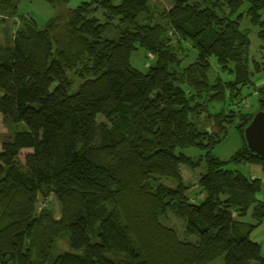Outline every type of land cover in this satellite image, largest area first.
Listing matches in <instances>:
<instances>
[{"label":"trees","instance_id":"1","mask_svg":"<svg viewBox=\"0 0 264 264\" xmlns=\"http://www.w3.org/2000/svg\"><path fill=\"white\" fill-rule=\"evenodd\" d=\"M18 1L0 0V24L18 21L0 49L10 132L0 144V264H264L249 239L264 218L262 182L230 168L254 164L264 177L242 138L252 113L239 109L242 89L264 79V0H172L161 12L151 0H89L43 28L17 17ZM139 48L152 56L146 72L130 64ZM255 88L264 111V85ZM230 124L243 146L222 161L210 150ZM192 147L204 151L196 162L180 152ZM181 166L203 173L189 185ZM51 195L58 218L36 213ZM168 213L182 235L160 222ZM62 233L69 250L52 257Z\"/></svg>","mask_w":264,"mask_h":264},{"label":"rangeland","instance_id":"2","mask_svg":"<svg viewBox=\"0 0 264 264\" xmlns=\"http://www.w3.org/2000/svg\"><path fill=\"white\" fill-rule=\"evenodd\" d=\"M89 0H68L66 3L58 4L56 1H48V0H19L17 3V17H32L39 28H43L47 22L50 20L55 19L61 13L64 14L70 9L75 8L82 2H86ZM152 3V4H151ZM151 10L155 12H161L162 10L169 9L172 4V0H151L150 3ZM247 7V1L243 4L241 10H245ZM158 17V16H157ZM18 25L17 19H7L6 22L0 24V49L4 47H9L11 45L12 35L14 30ZM254 33H250L248 35L250 40V59L251 57H257L258 53H255L256 47L258 46V40L254 35L256 33V29H253ZM152 56L146 54V52L142 49H137V51L133 52L130 56V64L133 68L141 71L146 72L150 64L152 63ZM211 72L214 67V61L211 62ZM254 80V81H253ZM253 82L255 83L254 88L262 87L264 85V79L259 78L257 79V74L253 76ZM253 87H245L241 91V96L243 100L240 104L242 111L241 112H249V113H256L258 111V102H257V94L256 88ZM227 101L228 98H226ZM227 104L220 103L216 107L212 108V112H216L220 110V108L224 107ZM236 109L235 106H232ZM231 108V107H230ZM233 108V109H234ZM205 117H200V125L199 127L202 129H206L207 124H203ZM226 134L220 140V142L213 145L212 149L210 150L211 155L217 157L218 159L225 161L228 160L231 156H233L239 149L243 146V141L241 136L236 130L235 124L226 125ZM209 130L211 132H215L214 127L211 123H208ZM10 136L9 130L5 127L2 117L0 115V144L1 142ZM28 152V150H22L18 156V160L21 164H23L24 155ZM185 156L191 158L194 162L198 160V158L202 157L204 154L203 150L198 148H186L181 150ZM231 169H237L240 173L246 176H254L261 180L262 182V191L259 195V198L264 197V177L261 172V168L254 164L249 163H241L237 166H230ZM181 176L183 181L186 184H194L197 180V177L201 173H203V167L199 166L192 170L188 166H181L180 168ZM165 184L170 187H174L176 184L170 180H166ZM48 209L51 211L54 218H58L60 214V207L57 200L51 195L46 199L39 198L37 205H36V213L41 212L43 209ZM245 222L252 224L253 219L251 218L250 214H248L245 219ZM160 222L165 226H173L177 229V232L182 235L184 223L182 220L176 218L171 213H168L167 216L160 218ZM249 239L252 242H256L260 246V254L261 257L264 258V218L262 219L261 223L253 227L249 232ZM69 250V237L67 233H62L55 241V244L51 250V256L55 257L61 252ZM213 264H222V259L219 258Z\"/></svg>","mask_w":264,"mask_h":264},{"label":"water","instance_id":"3","mask_svg":"<svg viewBox=\"0 0 264 264\" xmlns=\"http://www.w3.org/2000/svg\"><path fill=\"white\" fill-rule=\"evenodd\" d=\"M242 138L244 145L250 155L264 159V111L258 110L252 114L248 124L243 128ZM194 187L185 193L186 197L190 192L196 190Z\"/></svg>","mask_w":264,"mask_h":264}]
</instances>
